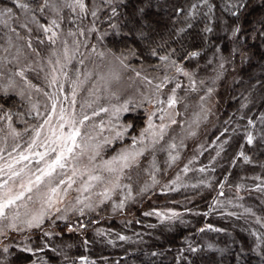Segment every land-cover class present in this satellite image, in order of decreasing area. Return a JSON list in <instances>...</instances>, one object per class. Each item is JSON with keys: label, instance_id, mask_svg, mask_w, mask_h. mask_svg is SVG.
<instances>
[{"label": "rangeland", "instance_id": "rangeland-1", "mask_svg": "<svg viewBox=\"0 0 264 264\" xmlns=\"http://www.w3.org/2000/svg\"><path fill=\"white\" fill-rule=\"evenodd\" d=\"M56 2L62 5L58 10L45 8L39 17L28 10L5 17L11 40L0 57V84L2 90L20 96L26 110L16 116L0 114V185H4L0 194L10 192L15 196L24 192L20 200L5 208L6 219L0 224H8L13 216L18 215V219L16 228L5 227L0 232V253L12 247L20 251L15 252L19 261L44 264L58 230L64 227L69 232L70 223L77 227L84 218L99 215H107L110 220L127 216L126 220L134 221L135 213L146 220L176 218L186 213L190 204L177 200L193 198L192 193L204 197V192L212 191V183L217 181L211 194L217 197L215 203H220L217 207L223 209L230 204L245 210L217 215L224 220L210 226L220 236L212 237L216 244L213 248L206 246L213 250V261L205 259L198 264H238L253 254L264 256V217L250 202L255 194L264 196V179L256 174L255 183L240 188L236 182L237 175L242 173L236 175L235 159L227 158L233 140L222 139L231 126L228 118L224 121L221 111L225 82L232 80L224 78L229 68L207 58L206 66L163 65L149 71L137 64L130 52L103 47V33L93 27L94 23L87 28L82 24L87 7L82 12L79 7L73 10L63 6L73 4L74 0ZM262 14L264 7L258 9V16ZM263 29L264 26L259 31ZM257 41L264 48V38ZM256 62L252 66L254 78L264 79V57ZM177 67L183 71L177 72ZM245 85L250 95L256 92L257 86L250 87L248 81H234L229 83L228 93ZM169 97H174L176 103L169 106ZM125 107L127 110H123ZM105 108L108 111H102ZM220 120L224 126L218 131L217 124H213ZM66 121H74L80 131L73 153H66V166L57 167L37 187L35 178L40 175L39 170L55 159L61 150L62 134L66 136L71 131ZM161 124L165 125L162 138ZM249 134L252 135L250 130L246 136L244 133L247 155L242 156V161L256 166L258 163L251 158L258 151L253 149V142L248 143ZM67 143L72 146L70 141ZM45 152L48 155L41 161L38 154ZM122 153L129 155L127 167L119 159ZM259 165L264 167L263 163ZM69 179L74 181L70 187ZM29 180L33 181L31 192L26 191ZM61 180L65 183L60 184ZM105 190L107 198L101 195ZM256 198L258 203L263 200ZM225 200L230 202L224 205ZM121 201L123 207L118 206ZM89 204L91 207L85 206ZM41 213L43 223L28 227L25 221ZM249 214L254 217L253 227ZM221 226L229 229L227 235L220 231ZM237 234L241 236L238 238ZM32 242L42 243L35 250L44 251L39 258L28 254L34 251Z\"/></svg>", "mask_w": 264, "mask_h": 264}, {"label": "trees", "instance_id": "trees-1", "mask_svg": "<svg viewBox=\"0 0 264 264\" xmlns=\"http://www.w3.org/2000/svg\"><path fill=\"white\" fill-rule=\"evenodd\" d=\"M20 2L29 5L30 14L37 17L42 15L39 5L43 4L44 0ZM85 3L87 15L82 24L87 28L88 25L92 27L94 23L93 27L103 33V47L113 48L118 52H130L136 57V63L143 64L149 71H155L163 65L206 66L207 58H211L214 63H223L225 69L228 67L224 78L230 77L232 80L225 82L221 99L224 121L227 118L231 121L230 129L222 139L229 137L233 140L227 158L235 159V168L238 170L236 175L242 173L237 175L236 182L240 188L246 189L248 185L255 183L256 174H260L258 176L264 179V167L259 165L264 164V79H255L252 72L256 60L264 57L263 44L257 41L264 38V29L259 31L264 26V14L258 16V9L264 7V0H144L142 3H139V0H85ZM4 8H11L16 15L25 10L18 8L15 0H0V9ZM93 12L96 13L95 16L92 15ZM5 21V17H0V57L4 50L7 51L11 40V32ZM236 28H239L238 32L235 31ZM153 51L155 55L152 54ZM164 56L168 59L161 60L160 57ZM234 81L237 84L248 81L250 87L257 86V90L252 91L250 95L249 87L245 85L228 93L229 83ZM25 110L24 100L13 92L5 93L0 84V114L16 116ZM213 125H216L218 131L224 126L221 120ZM248 130L254 138L252 147L258 151L256 156L251 158L258 163L256 166L242 161V156L247 155L244 152L247 150L245 136ZM233 142L234 145L237 144L235 148ZM239 153H243L241 158ZM242 176L244 179L240 178ZM216 182L212 183V191L204 192L207 194L204 197L192 193L190 195L193 198L177 200L190 204L187 206L189 210L176 218L162 221L151 217L146 220L140 217L141 214L135 213L134 221L126 220L127 216L120 217V220H110L107 215H99L84 218V222L77 227L70 223L69 232L64 231V227L58 230L59 234L52 243V250L48 249L50 255L43 263L198 264L200 260L213 261V250L207 249L206 246L213 248L216 244L212 237H219L220 232H214L215 229L210 225L224 220L217 216L218 214L228 216L227 213H243L245 210L243 206L234 207L230 204L223 209L218 208L220 203H215L217 197L211 195L217 188ZM251 194L254 195L253 192ZM254 196L263 199L259 203L256 197L250 200L261 211L260 217L263 218L264 196ZM156 199L161 201L160 197ZM226 202L230 201L225 200L222 204L225 205ZM215 208L220 211H215ZM248 216V219L253 220V227L254 217L250 214ZM244 217L247 218L246 215ZM228 230L222 227L220 231H224L225 236ZM262 231L264 234V227ZM246 233L252 234L249 231ZM121 236L125 239H120ZM237 236L239 238L241 235ZM41 244L31 243L34 253ZM261 248L262 245L258 249ZM15 250L11 247L0 253V264L31 263V260L19 261L20 257L18 259L15 254L20 251ZM33 252H28L32 258H39L44 253L43 250L35 254ZM33 264H38V261ZM238 264H264V256L253 254Z\"/></svg>", "mask_w": 264, "mask_h": 264}, {"label": "snow or ice", "instance_id": "snow-or-ice-1", "mask_svg": "<svg viewBox=\"0 0 264 264\" xmlns=\"http://www.w3.org/2000/svg\"><path fill=\"white\" fill-rule=\"evenodd\" d=\"M16 6L20 9H25L28 10L29 9V5L25 4V3H21L20 0H15ZM62 5L57 3L56 0H44L43 4L39 5V11L43 12L45 8H51L52 10L56 11L58 10ZM63 6H69L72 7L73 10H75L76 7H79L80 10L83 12L86 8V5L84 4L83 0H74L73 4H65ZM115 11V10H113ZM13 14V10L11 8H4V9H0V17H11ZM93 16L96 15L95 12L92 13ZM6 22V21H5ZM53 24H55V21L52 22ZM210 31V29H207ZM45 31H48V29H45ZM236 32L239 31V28L235 29ZM153 55H155V51H153L152 53ZM192 55H197V53H192ZM161 60H167L168 57L164 56V57H160ZM122 63V61H121ZM175 63V62H173ZM177 72L183 71L181 68L177 67ZM19 75L23 76V72H20ZM137 75H139V73H137ZM185 75H187V73H185ZM168 78L165 77V80H167ZM179 86V85H178ZM160 86H158L159 88ZM5 93H7V89H5ZM169 106L173 105L176 103L175 98L174 97H169ZM123 110H127V108L125 107ZM102 111H108V109H102ZM117 112L120 111V109H116ZM10 119V118H9ZM63 114L61 115V120H63ZM84 119H88L87 116L84 117ZM164 117L161 116V120H163ZM262 119H264V117H262ZM66 123H68L71 131H69L66 136L62 134L61 136V150L56 154L55 159L52 160L50 163L47 164V167L43 170H39L40 171V175H37L35 178V186H39L45 177H51L52 174L55 172L56 168H64L65 165V160L68 158L66 156L67 154H72L73 153V146H75V141H76V137L80 135V131L78 128L75 127V122L74 121H66ZM81 124L83 123V121L80 122ZM172 123H176L175 120H172ZM249 123L251 124L252 121L250 120ZM61 127H63V124L61 125ZM154 126L151 123V118L149 119V129H152ZM165 128V125L161 124L160 125V132L159 135L162 138L163 135V130ZM145 131H148V129H145ZM117 135H120V133L118 132ZM143 136V133L141 134ZM253 136L251 134L248 135L247 140L248 143L251 144L253 142ZM68 141L71 142L72 146H68ZM172 147H175V145H173ZM52 152L56 153V149L53 148ZM40 155L41 161H43L44 157L46 155H48L47 152L43 153V154H38ZM137 155H139V153H137ZM241 155H243V153H241ZM21 159H26V157H21ZM116 159V158H114ZM119 159H121L122 161H124V166L127 167V161L129 160V155L128 154H124L122 153L121 156L119 157ZM172 159H175V157H172ZM245 159L247 160L248 158L245 157ZM106 163H110V162H106ZM111 170V169H110ZM187 170V169H185ZM14 175H19L18 173H14ZM90 179H100V177L96 176V177H91ZM74 181H72L71 179H69V187L71 186V184ZM65 183V181L61 180L60 184ZM4 187V185H0V188ZM21 187H24L23 185ZM259 187V186H258ZM33 188V181L29 180L28 182V186L26 188V191L31 192ZM52 191L54 192L55 189H52ZM107 193L108 190H105L104 193H102L101 195L105 196V198H107ZM5 196L7 197L5 199ZM24 196V192H20L19 194L12 196L9 193L7 194H0V221H3L4 219H6V213H5V208L8 206L13 205L17 200H20L22 197ZM29 199H31V197H29ZM86 207H91V205H85ZM119 207H123V201H121L120 205H118ZM49 207H51V203H49ZM57 211H59V209H57ZM81 214H83V209L80 210ZM173 215H176L175 213ZM43 218H44V214L41 213L39 215L33 216L31 219L25 221V223L27 224L28 227H39L40 224L43 223ZM18 219V215L17 216H13L11 219V222H9L8 224H0V232H2L3 228L7 227V228H16L17 224L16 221ZM120 239H125V237L121 236ZM5 251H7V248H5ZM25 251H30V249H25ZM193 251H195V249H193ZM81 259H86L84 257H81Z\"/></svg>", "mask_w": 264, "mask_h": 264}]
</instances>
